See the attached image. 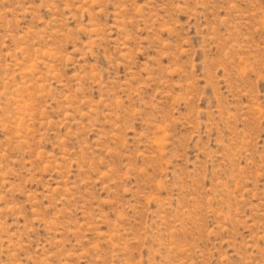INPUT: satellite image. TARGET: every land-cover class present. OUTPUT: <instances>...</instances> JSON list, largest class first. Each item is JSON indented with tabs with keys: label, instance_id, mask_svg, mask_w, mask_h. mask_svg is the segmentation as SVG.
I'll return each mask as SVG.
<instances>
[{
	"label": "rangeland",
	"instance_id": "obj_1",
	"mask_svg": "<svg viewBox=\"0 0 264 264\" xmlns=\"http://www.w3.org/2000/svg\"><path fill=\"white\" fill-rule=\"evenodd\" d=\"M0 264H264V0H0Z\"/></svg>",
	"mask_w": 264,
	"mask_h": 264
}]
</instances>
